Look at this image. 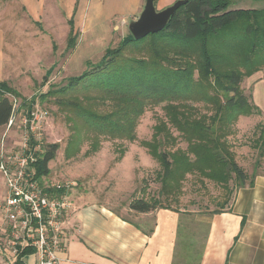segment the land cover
<instances>
[{"label": "trees", "instance_id": "trees-1", "mask_svg": "<svg viewBox=\"0 0 264 264\" xmlns=\"http://www.w3.org/2000/svg\"><path fill=\"white\" fill-rule=\"evenodd\" d=\"M233 1L186 0L163 30L140 40L126 37L117 48L107 49L97 65L54 92L55 104L77 118L76 134L80 121L97 136L129 142L137 140L145 112L163 105L165 121L155 126L151 141L143 143L161 166L162 190L174 194L188 175L199 174L227 191L226 207L233 191L249 182L229 142L233 126L242 116L261 113L241 85L244 78L264 69V7L232 10ZM69 24L72 34L73 21ZM74 45L70 39V48ZM12 95V88L0 82V127L7 126L15 112ZM199 105L209 112L201 113ZM98 107L110 111L103 113ZM257 129L254 149L262 158L264 121ZM178 138L187 144L186 149L177 147ZM58 150V144L44 148L36 164L37 179L48 176ZM77 151L73 138L66 155L72 157ZM234 182L236 187L230 188ZM49 191L67 192L63 187ZM158 203L136 199L130 209L136 213L169 210ZM33 253L23 251L13 264H25L24 259Z\"/></svg>", "mask_w": 264, "mask_h": 264}, {"label": "rangeland", "instance_id": "rangeland-1", "mask_svg": "<svg viewBox=\"0 0 264 264\" xmlns=\"http://www.w3.org/2000/svg\"><path fill=\"white\" fill-rule=\"evenodd\" d=\"M233 2L232 10L264 7L263 2L253 0ZM118 21L91 27L75 21L71 34L69 19L64 21L62 14H57L46 23H34L17 0H0V24L6 31L8 62L7 79L2 82L14 91L10 98L14 103L16 119L19 121L21 117L28 116L30 105L31 109H39L44 114L40 125L43 147L59 145L55 159L49 163V174L43 179L44 186L65 188L72 201L82 200V195L88 193L135 223L144 220L131 211L132 201L157 200L158 207L178 209L185 214L181 221L189 232L180 245L193 242L195 250L199 251L207 236L210 217L215 211L226 209L227 191L199 174L188 175L174 194L162 190L159 181L161 166L143 143L151 141L155 126L165 121L163 105L145 112L136 130L137 140L129 142L97 136L80 121L76 134L74 123L77 118L55 104L56 90L66 86L70 78L79 77L97 65L107 49L117 48L126 37L133 36L129 24L122 27V21ZM70 39L75 41L73 48H70ZM241 87L261 113L240 117L233 126L234 133L229 142L237 163L246 172H264V156L261 158L254 149V142L259 137L257 126L264 121V69L244 78ZM198 108L201 113L209 112L203 105ZM98 109L103 113L110 111L108 107ZM18 125L19 122L4 138L7 148H13L21 140L23 129H19ZM73 138L78 144V151L68 157L66 151ZM177 142V147L186 149L187 144L180 138ZM166 149L170 150V147ZM231 186L236 187L235 182L230 183ZM4 229L6 224L1 213L2 248L7 246ZM10 257L0 252L1 264H9ZM24 261L25 264H32L35 257H26Z\"/></svg>", "mask_w": 264, "mask_h": 264}, {"label": "crops", "instance_id": "crops-1", "mask_svg": "<svg viewBox=\"0 0 264 264\" xmlns=\"http://www.w3.org/2000/svg\"><path fill=\"white\" fill-rule=\"evenodd\" d=\"M147 1L17 0L34 23H46L62 14L64 21L90 27L118 20L122 27L127 23L131 26L144 14ZM181 1L153 0L155 12L162 13ZM6 45V31L0 24V82L7 79ZM1 130L0 152L3 144H8L4 141L8 127ZM247 174V185L235 189L226 209L210 217L199 251L193 242L180 245L189 232L187 226L180 232L185 214L165 209L135 212L144 220L135 223L85 193L82 200L72 201L65 224L66 249L61 257L68 260L67 264H264V172ZM5 195L6 184L0 173V215ZM32 264H36V257Z\"/></svg>", "mask_w": 264, "mask_h": 264}, {"label": "built area", "instance_id": "built-area-1", "mask_svg": "<svg viewBox=\"0 0 264 264\" xmlns=\"http://www.w3.org/2000/svg\"><path fill=\"white\" fill-rule=\"evenodd\" d=\"M43 119L39 109H31L19 121L13 114L8 131L19 122L21 140L13 148L3 144L0 152V173L6 184L1 210L7 237V246H0V252L11 256L12 264L25 250L34 252L36 264L68 263L61 256L66 249L65 224L73 202L67 194L51 193L52 188L43 185L44 178L37 179L36 164L44 152Z\"/></svg>", "mask_w": 264, "mask_h": 264}, {"label": "water", "instance_id": "water-1", "mask_svg": "<svg viewBox=\"0 0 264 264\" xmlns=\"http://www.w3.org/2000/svg\"><path fill=\"white\" fill-rule=\"evenodd\" d=\"M185 3L186 0H183L175 4L171 9L157 14L154 9L153 0H148L145 12L140 20L130 26L132 35L136 40H140L151 33L163 30L177 9Z\"/></svg>", "mask_w": 264, "mask_h": 264}]
</instances>
